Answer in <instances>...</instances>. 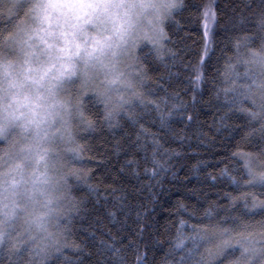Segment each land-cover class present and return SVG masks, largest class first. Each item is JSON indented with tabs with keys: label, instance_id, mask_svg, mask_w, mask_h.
<instances>
[{
	"label": "trees",
	"instance_id": "16d2710c",
	"mask_svg": "<svg viewBox=\"0 0 264 264\" xmlns=\"http://www.w3.org/2000/svg\"><path fill=\"white\" fill-rule=\"evenodd\" d=\"M177 5L162 46L136 53V89L114 116L70 88L73 156L56 145L65 198L51 244L18 241L0 264H238L243 241L264 240V179L253 180L264 174V72L252 66L250 79L243 64L264 53V2Z\"/></svg>",
	"mask_w": 264,
	"mask_h": 264
},
{
	"label": "clouds",
	"instance_id": "9594fccd",
	"mask_svg": "<svg viewBox=\"0 0 264 264\" xmlns=\"http://www.w3.org/2000/svg\"><path fill=\"white\" fill-rule=\"evenodd\" d=\"M176 6L177 0H0V144L15 133V155L0 185V239L21 212L30 232L47 229L55 148L76 106L69 86L94 92L114 116L136 89L129 71L136 53L161 43V26Z\"/></svg>",
	"mask_w": 264,
	"mask_h": 264
},
{
	"label": "rangeland",
	"instance_id": "374dc122",
	"mask_svg": "<svg viewBox=\"0 0 264 264\" xmlns=\"http://www.w3.org/2000/svg\"><path fill=\"white\" fill-rule=\"evenodd\" d=\"M177 4H178V0H177ZM209 9L210 8L208 5V7L204 11V13H205L204 25L207 29V35H206L207 40L209 39L210 29L213 26L211 23V20H210V16H209L210 15V12L208 11ZM212 19H213V17H212ZM160 39H161V43L159 45H155V44L150 42L151 46L154 47V49L155 48L158 49L160 46H162L161 44L164 41L163 28H162V37ZM243 64L245 66H248V69H246V70L250 71L248 78H250V79L256 78L258 76V74L256 73V70L252 69V66L257 67V71L264 72V53L260 56H255V57L252 55L251 57H249V59L247 61H244ZM249 66L251 67V69L249 68ZM131 68L129 69L130 72H132ZM72 86H75V85H70L69 90ZM75 90H77V89H75ZM128 93H129V91L126 94H128ZM86 94L93 95V96L97 97L105 109L109 110L113 107L111 104L106 103L103 100H101L94 92H87ZM73 103H74V101H73ZM127 104H128V99L126 100V103L123 106H125ZM76 107L77 106L74 107L73 113L75 112ZM72 123L73 122H72V118H71V127H70L68 135L62 141H59L57 143L58 148L62 152H64V153L66 152L67 156H70V157L73 156L72 149L70 148V145L73 142V140H72L73 137L71 136V132H72L71 128L73 125ZM8 135H12V137L10 138V141H12L14 136H15V133L10 132ZM6 139H7V137H6ZM10 141H8L9 144H10ZM9 153L10 154H8V155L4 154L5 155L4 159L3 158L1 159L2 163L0 166L1 167L0 168V185H3L6 181V177L4 176V173L7 171L9 157H13L15 155L14 145H11V151ZM58 160H59V158L56 155L57 183H56L54 193H53L54 199H53V202L51 205V214L49 217L48 226H47L46 231L41 232V233L30 232L27 229V226H26V223L24 220V214H23V212H21L18 219L16 221H14L10 227L7 228L6 234H4L3 238L0 239V250H2L6 246L15 249L17 244H21V247H30V246H32L31 245V243H32L34 245H37L38 252H41V251H44L45 246H47L48 244H51L52 238L48 232L50 230V224L54 218L55 219L60 218L57 216L55 217L56 206H57V208L60 207L61 203L64 201V198H65V195L63 193L64 187H62V184H63V186L65 185V179H63L60 175H58V171H57ZM253 176H254L253 178H255V179H253L254 181L255 180L259 181L261 179H264V174L262 172L255 173V174H253ZM0 199H2V198H0ZM16 202L18 204L24 203L23 197L20 194H17ZM0 206H2V205H0ZM57 226H58V223L54 220L53 227L56 228ZM16 242H18V243L16 244ZM243 242L245 244V246L242 248L243 252L245 249H247L248 255H242L241 260L239 261L238 264H250V262H251V264H264V240L254 239V236H250L247 238L246 241H243ZM260 244H263V247H261ZM41 254H43V252Z\"/></svg>",
	"mask_w": 264,
	"mask_h": 264
},
{
	"label": "snow or ice",
	"instance_id": "6c2138e0",
	"mask_svg": "<svg viewBox=\"0 0 264 264\" xmlns=\"http://www.w3.org/2000/svg\"><path fill=\"white\" fill-rule=\"evenodd\" d=\"M262 2H264V0H262ZM109 247H110V246H109ZM233 250H235V249H233ZM116 251H118V250H116ZM242 255H248V250L245 249L244 252L242 253ZM250 264H251V262H250Z\"/></svg>",
	"mask_w": 264,
	"mask_h": 264
}]
</instances>
